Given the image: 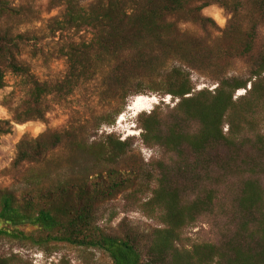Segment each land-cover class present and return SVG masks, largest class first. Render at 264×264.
Here are the masks:
<instances>
[{
	"label": "trees",
	"instance_id": "1",
	"mask_svg": "<svg viewBox=\"0 0 264 264\" xmlns=\"http://www.w3.org/2000/svg\"><path fill=\"white\" fill-rule=\"evenodd\" d=\"M199 1L203 3L196 5ZM52 2L64 7V13L50 21L49 35L87 33L91 37L66 42L59 49L67 76L57 83L33 80L13 119H0V140L12 133L14 124L43 121L49 96H71L82 82L108 67L117 84L109 93L113 92L121 109L99 126L114 125L131 97L169 96L177 103L167 117L158 106L138 115L137 123L142 143L162 149L172 161L162 168L145 201L137 197L144 192L142 185L128 195L154 222L148 231L122 224L113 233L99 225V207L136 184L134 167L109 166L56 180L36 173L33 187L20 197L1 192L0 239L20 238L22 232L17 229L31 225L46 234L45 241L101 251L112 264H264V48L257 33L264 23V0H249L252 16L247 26L234 13L221 31L223 45L180 27L175 19L185 15L204 26L210 20L201 16L202 10L210 2L227 8L228 0ZM3 15L12 17L14 11L0 0ZM40 40L31 32H0V90L6 86L8 71L28 74V67L19 60L21 47L30 45L36 51ZM148 50H159L162 57ZM168 60L180 66L168 69ZM234 62L245 66L248 78L218 76L212 90H197L187 71L207 75ZM238 91L244 94L236 97ZM78 130L23 138L17 144L14 165H47L49 155L65 144L70 152L109 165L118 164L130 149L128 140L121 142L115 135L86 147L77 137ZM232 182L233 233L218 245L187 244L186 231L196 229L202 216L214 212L219 189ZM0 264L14 263L11 257L0 256Z\"/></svg>",
	"mask_w": 264,
	"mask_h": 264
},
{
	"label": "rangeland",
	"instance_id": "2",
	"mask_svg": "<svg viewBox=\"0 0 264 264\" xmlns=\"http://www.w3.org/2000/svg\"><path fill=\"white\" fill-rule=\"evenodd\" d=\"M5 1L14 11V15L0 16V32L7 31L12 34L31 32L41 38L36 51L30 45L21 47L19 60L28 67V74L17 76L8 71L6 86L0 90V119L12 120L13 111L22 104L33 80L57 83L67 76L68 68L65 60L58 53L59 49L66 42H82L91 36L87 33H79L75 36L70 33L66 37L49 35L47 28L50 21L61 18L64 13V7L56 6L52 0ZM92 1L81 0L82 4H89ZM228 2L227 8L210 2V5L201 12L204 19L210 20L204 26L194 24L193 19L185 15L176 17L175 22L182 28L197 31L200 37L208 42L217 41L223 45L221 31L229 25L233 15L237 14V20L240 19L244 26H247L252 16L249 0H228ZM202 3L203 1H199L196 5ZM257 33L260 45L264 48V23L258 27ZM148 52L162 57L159 50L153 52L148 50ZM178 66H180L178 61L168 60V69ZM187 71L197 90L203 88L212 90L215 87L213 80L218 76L248 78L247 69L239 62H234L207 75L188 69ZM116 85L115 77L106 67L101 75L82 82L71 96H49L44 102L46 115L43 121L14 124L12 133L0 140V193L10 191L16 197H20L33 187L36 180H33L32 176L36 173H47L52 180H56L71 174L79 176L93 174L109 166H118L117 168L121 169L134 167L137 171L135 188L103 203L99 207L98 223L113 233H116L122 224L141 231L153 228L154 222L140 212L138 202L130 199L128 195L142 185L144 187L141 189L144 192L137 197L139 201H145L150 196V189L156 187L162 168L170 165L172 160L171 156L162 149H151L142 143L137 120L138 115L149 114L158 106L163 116L167 117L177 101H173L169 96L149 94L143 97L155 99L154 104L141 113H135L129 107L137 97H131L126 101L124 112L116 117L114 125L99 126L103 119H113L116 112L121 109L114 100L113 92L109 93L111 88H117ZM243 94L244 91H238L236 97ZM72 128L80 129L77 137L86 147L102 142L108 135H115L121 142L128 140L130 149L118 164L109 165L95 161L78 151L70 152L69 144H65L49 155L47 165L46 162L14 165L16 147L23 138H37L46 132L55 133ZM262 185L264 187V179ZM234 189L233 182L226 188L219 189V199L214 212L202 216L196 229L186 231L187 244L218 245L233 233L231 203ZM17 230L22 232L20 238L4 236L0 239V256L11 257L14 264H62L63 262L65 264H112L108 256L101 251L86 250L51 240L45 241L46 234L31 225L20 226Z\"/></svg>",
	"mask_w": 264,
	"mask_h": 264
},
{
	"label": "bare ground",
	"instance_id": "3",
	"mask_svg": "<svg viewBox=\"0 0 264 264\" xmlns=\"http://www.w3.org/2000/svg\"><path fill=\"white\" fill-rule=\"evenodd\" d=\"M154 101L155 99L139 96L132 102L129 109L135 113H141L142 111L147 110L151 104H154Z\"/></svg>",
	"mask_w": 264,
	"mask_h": 264
}]
</instances>
